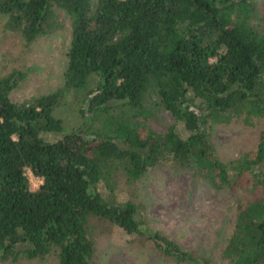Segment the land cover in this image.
<instances>
[{
	"label": "trees",
	"instance_id": "1",
	"mask_svg": "<svg viewBox=\"0 0 264 264\" xmlns=\"http://www.w3.org/2000/svg\"><path fill=\"white\" fill-rule=\"evenodd\" d=\"M258 0H0L7 30L29 45L71 18L64 85L14 102L25 77H0V262L21 256L98 264L90 217L146 235L179 264H211L160 231L146 233L138 204L113 185L166 163L240 194L223 257L264 264V128L253 150L224 161L214 123L264 122V15ZM82 94L86 120L69 130L55 110ZM167 111L165 133L120 116ZM122 114V115H123ZM136 116V114H135ZM28 171L42 183L32 190ZM117 189V190H116Z\"/></svg>",
	"mask_w": 264,
	"mask_h": 264
},
{
	"label": "rangeland",
	"instance_id": "2",
	"mask_svg": "<svg viewBox=\"0 0 264 264\" xmlns=\"http://www.w3.org/2000/svg\"><path fill=\"white\" fill-rule=\"evenodd\" d=\"M257 3L264 15V0ZM52 19L51 33L28 45L21 33L7 30V18L0 17V77L13 71L25 73L10 94L14 102L48 94L65 83L63 73L68 62L71 18L56 8ZM80 95L68 94L66 102L55 110V115L64 120L70 131L86 122L79 112ZM122 114L135 125L144 124L158 133H165L175 121L167 111L157 112L145 120L132 110ZM252 123L245 125L242 119H234L213 124L212 142L224 161L255 148L264 122L254 119ZM28 176L31 189L37 190L42 180L31 171ZM113 183L120 198H130L138 204V218L146 233L160 231L185 249L206 256L211 264H227L223 252L235 222L238 192L215 188L196 176L193 169L174 168L166 163L150 168L136 180H128L121 172ZM88 224L98 264H179L155 250L146 235L128 234L100 217H90ZM0 264H58V260L56 256L45 260L21 256L16 261Z\"/></svg>",
	"mask_w": 264,
	"mask_h": 264
}]
</instances>
